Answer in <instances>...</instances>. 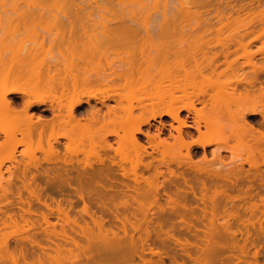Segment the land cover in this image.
<instances>
[{"label": "bare ground", "instance_id": "1", "mask_svg": "<svg viewBox=\"0 0 264 264\" xmlns=\"http://www.w3.org/2000/svg\"><path fill=\"white\" fill-rule=\"evenodd\" d=\"M12 1L16 4L13 13L0 12V175L7 163L16 164L17 172H11L5 185L0 180V264H166L163 252L151 246L152 234L164 231L163 213L184 220L183 213L191 214V207L174 195L165 198V206L146 207L140 198L152 195L158 200L160 195L161 200L165 192L161 194L158 184L143 192L138 173L155 169L159 176L165 175L167 170L160 172L154 164L155 152L161 153V165L169 170L171 184L181 177L171 167L181 170L184 183L176 184L183 187L197 182L207 187L228 180L229 175L243 171L244 163H249L250 171H259L252 162L257 155L264 158V106L256 105L264 100V63L256 61L258 55L264 57V43L257 51L252 48L264 38V28L248 31L253 21L230 26L231 15L224 16L220 6L232 7L230 2L237 0H176L179 8L171 15L166 10L171 0H166L168 6L161 19L153 20V27L149 25L153 13L161 12L133 10L157 8L151 0H99L98 12L87 11L98 0ZM52 1L57 7L41 5ZM214 2L215 17L228 19L219 27L202 18L201 9ZM35 4L41 11L31 9ZM253 4L250 0L242 7ZM192 6L197 7L195 13L190 11ZM118 7L132 11L117 12ZM255 14H260L257 20L262 23L264 7ZM190 17L196 27H184ZM255 33L260 35L245 41ZM221 34L225 35L222 39ZM206 35L213 39L203 40ZM45 43L61 58L37 57ZM113 54H123L117 58L118 65L109 60ZM112 101L115 106L110 105ZM112 137L118 148H113ZM232 139L247 145L251 154L240 165L224 170L229 165L222 152L229 149ZM84 146L101 149L99 156L101 151H113L122 155L121 161H112L110 156L97 162L74 159L85 153ZM20 147L24 149L19 153ZM129 149L133 154L125 158ZM94 151L90 154L98 153ZM37 153L47 156L43 160L55 167L43 169ZM199 154L202 164L193 162ZM19 157L28 161L21 162ZM149 157L153 160L145 163ZM127 162L132 164V173L124 166ZM206 163L208 168L220 169L208 170ZM193 191L186 194L195 195ZM80 202L83 206L78 209ZM35 203L48 213L31 221L26 215L38 214ZM150 214L157 220L149 219ZM55 215L60 225L50 221ZM41 221L46 228L42 229ZM37 227L42 231L16 237ZM148 253L158 254L159 261L146 258Z\"/></svg>", "mask_w": 264, "mask_h": 264}, {"label": "rangeland", "instance_id": "2", "mask_svg": "<svg viewBox=\"0 0 264 264\" xmlns=\"http://www.w3.org/2000/svg\"><path fill=\"white\" fill-rule=\"evenodd\" d=\"M2 1L3 0H0V3ZM253 1H254L253 6L248 5L247 7H245V9H243L241 11H232L230 8L228 9L227 13L228 14L231 13L230 14L231 19L229 20V22L231 21L232 24H230V26L234 25V27L236 28V26H238V25L241 26V24H242V26H243V25H246L247 23H249V22L251 23V21H253L252 25L249 23L251 26L248 28V31H251L254 28L256 30L257 29L262 30V28H264V21L262 23H260V19H261L260 14L259 15L255 14V12L256 13L260 12L261 9H263L264 0H253ZM156 2H157V4H156L157 8L151 7L148 9V8L133 7V10L136 12H142V10H143V12H147V11L161 12V13H159V15H155L153 13L152 18H154V19L151 20L152 23L149 22V25L151 27H153V25L155 24V21H153V20L158 21L159 19H161V14H162V12L165 11L164 8L168 6L169 2H170L169 6L166 9L167 12L169 13V15L177 12V9L179 8L176 0L168 1V3L166 0H151L152 4H155ZM165 2H166V5H164ZM248 2H250V0H239V1L237 0V2H230V3H231V5L236 6V5H242V4L247 5ZM97 4L100 5L101 2L99 0L97 2H93V5L90 6V8H88L87 11L98 12L99 9L96 7ZM213 4H214L213 6H210V7L207 6V7H204L201 9V11L203 12L202 18H206V19H208V21L209 20L212 21L213 26L219 27L221 24L226 23L228 21V19L222 17L223 20L219 21L218 20L219 18L215 17V13H216L215 9H216L217 5L215 4V2ZM41 5L42 6L47 5V6H51V7H57L56 4L53 3V1L51 3H42ZM15 7H16V4L14 3V1L6 0L5 5L3 7H0V12L6 11L8 13H13L15 11ZM31 9L36 11V12L41 11L37 4H35ZM196 9H197V7L192 6L190 8V11L195 13L194 11ZM128 10L132 11V9H130V8H123L122 9L121 7H118L115 9V11H117V12L118 11L119 12H122V11L126 12ZM220 10H222V12L225 13V10H226L225 3H223L222 6H220ZM52 11L56 12L57 9L53 8ZM253 12H254V14L252 17H251L252 14L248 15V14L253 13ZM248 16H250V18L247 19ZM108 17H110V18L112 17V19L114 18L112 15L111 16L108 15ZM259 17H260V19L257 20ZM187 19L189 21L188 22L186 21V23H183V25L186 24L184 27L191 28L192 26H194V27L197 26L195 19L193 17H190V19L189 18H187ZM234 20H236L237 23H239V24H237L236 22L233 23ZM131 25H136V24L132 23ZM206 25H208V24H202V26H206ZM260 26H262V28H260ZM48 29H49L50 33L55 32L54 28H52L51 26H49ZM42 32L46 35L49 34L48 32H45L43 30L40 33H42ZM259 33H261V32H259ZM258 35H260V34L255 33L254 35H250L249 37H247L245 39V41H249ZM212 37L213 36L206 35L203 38V40H205V41L208 39L210 40ZM223 37H225V35L221 34L220 38L222 39ZM263 43H264V38L259 39L255 43V45L253 46L252 51L259 50V48L262 46ZM45 44H48V43H45ZM45 44L43 45V48L45 50H42L43 48L42 49L38 48L42 51L38 50V52L36 53L37 57L39 56V58L42 59L43 58L42 56H44V58L46 57V59H48V60H50L52 58V56H54L56 58H61V55L58 53L57 50L53 49L51 46H49V44L48 45H45ZM50 48H52V51H51L52 53L49 51ZM113 55L112 56L110 55L109 60H110V62L114 61V63H116L115 65H118L117 58H121L123 56V54L119 55V56H115L117 54H113ZM256 61L259 64H262V63H264V57L258 55ZM202 86L203 85L199 84L198 88L204 89V87H202ZM200 89H195V90L200 91ZM192 90L193 89H191L190 91H192ZM197 91H196V93H198ZM110 105L115 106L116 104H115V102L112 101L110 103ZM256 105L259 107L264 106V100L257 102ZM100 106L101 105L99 104V107ZM125 106H128V105L125 104ZM259 120H260V118L258 119V121ZM165 121H166V119H165ZM167 122H169L168 118H167ZM153 124L158 125V122H153ZM1 140L2 139H0V141ZM110 140H111V144L113 145V148H116L118 146V144L115 142L114 137H112ZM169 142L173 143V140L169 139ZM64 143H65V141H63V144ZM227 146L229 149L223 151L222 155H223L224 162L227 163V165H229V167H224V170H227L229 168L231 169L232 167L234 168L235 165H240L242 163V160L244 161V159H247V157H248L247 154L249 153V151L246 150L247 145H244V143H242V142H241V144H238L237 141H235L233 139L228 141ZM64 147L61 148L62 154H66ZM82 148L85 150V153L81 151V154H78L77 157L73 156L74 159L78 158L81 161L89 159L88 161H90L92 158V160H91L92 162H95V160L97 162L98 160H100V158H101V160H103L104 158L110 156L112 161L120 162L121 161L120 159L122 158V155L116 156L113 151H111L109 153H104L101 151L100 156H99V152H100L99 150H101V149H99L98 146H97V148L99 150L95 149V151L93 150L94 148L91 149L89 146H84ZM23 149H24V147H20L19 153L21 151H23ZM45 149H48L47 145H45ZM90 150H92V152L94 151L95 153L97 150L98 153H96V154L91 153L90 154ZM130 151L131 150L129 149L126 151V153L128 152L127 154L123 153L124 155H127V156H124L125 158H131L133 152L132 151L130 152ZM209 151H210V149H209ZM148 152L153 153V150L151 148H148ZM199 152L201 153V150ZM82 153H84V154H82ZM97 154H98V157H97ZM249 154H251V153H249ZM36 155H37V157H39L42 160V166L41 167L43 169L55 167V165L53 163L45 162L43 160L45 157H47L44 154L37 153ZM200 155L201 154L197 155L194 158V160H193L194 163L199 164V162L202 161L201 160L202 155L201 156ZM88 157H90V158H88ZM66 158H67V156H66ZM69 158H70V156H69ZM152 158H154V164L159 169L158 171H160V172L163 171L165 173V171L167 170L165 175L163 174L164 175L163 177L167 176V174L169 173L168 172L169 170L164 165H161V162H163V161H161V159H162L161 153L155 152ZM152 158L151 157L147 158L145 160V163L152 161L153 160ZM155 158H156V160H155ZM23 160L28 161V158L19 157V161L22 162ZM253 161L254 162H252V163L258 167L260 172L259 171L256 172L255 170L250 171L251 169L249 167V163H247V164L244 163L243 171L241 173H235V174L233 173V174L229 175V179L228 180L226 179L224 181H220L222 183L220 185H219L220 182H218V183L212 182V184L211 183L207 184V187L209 190L207 189V187H204V186L202 187V184L201 183L199 184V182H197V183L194 182L195 184L193 183L194 185H192V184L190 186L188 185L189 187L184 184L185 187H183L182 185L184 183V180L182 181V179H184L183 178L184 175H183V173L180 172L181 170H178L179 168H177L176 166H173L174 168L171 167V170L174 169L173 171H175L179 177L180 176L182 177V178L180 177L178 179L179 180L178 182L181 181L182 185H180L181 183L179 185H177L178 182H176L177 184L176 183L171 184V182H169V179H170L169 176H167L168 178L166 177V179H165V178L161 177L162 176L161 174H156L155 169H151L149 171H143V170L139 171L140 173H138V174H139V176L141 175V177H142V178H140V180L142 179L141 186H142L143 192L149 191L153 187L156 188L157 184H158L157 185L158 187L160 186L159 188H160L161 194L165 192L163 194V197L161 198V200H159L160 195L157 197V199L159 201L156 200L152 195L144 197V198H140L142 204H144L146 207H149L152 205H157L158 203H159L158 205H162V206L164 205L165 206L168 203L166 201L168 196L174 195V196H176V197L173 196L175 199L178 196L177 199L178 200L180 199L179 201H181L183 203L188 202L187 205L189 206V208L191 207L190 209H191L192 213L190 211H188L187 213L190 212L191 214H193V215H191V214L188 215V214H186V212L183 213L184 214L183 218H184V220L186 219L185 221L181 217H179V219H178V217L170 218L168 213L167 214L163 213V215H161V218H162L161 219L162 220L161 221V230H164V231H161L160 235H159V233L154 232L156 235L158 234V236L152 234V239L154 240L152 242V244L154 243L155 246L152 244H151V246L153 247L154 251H156L157 249H160L159 251H161L163 253L165 251H166V253L167 252L169 253V255H166V253H164V255H162L163 253L161 254V257L164 256L163 257L164 263L166 262V264H172V263L173 264H264V189H263L264 183H262V181L264 182V180H262V179H264V164H263L264 158L261 159L257 155L256 159ZM200 164H202V162ZM16 166H17L16 164L7 163L1 169L2 175H0V180L3 182V185H5L4 181L11 178V172L12 173L17 172ZM124 166L127 169V171L132 173L131 172L132 171L131 170L132 164L130 162L124 163ZM204 166L207 167V163L204 164ZM213 168H217V166L213 165L212 167H209V168L207 167L208 170H214ZM43 169H39V171H42ZM217 169H220V167ZM178 171H179V173H178ZM182 171H184V170H182ZM34 172H36V171L33 170V173ZM34 174H37V173H34ZM157 175L158 176L161 175V176H159V178H158ZM225 181H227V182H225ZM128 182L130 184H134L132 181H128ZM162 184H163V187H162ZM223 184H225V185H223ZM42 185H45V184L41 183V186ZM169 185H171V188H169L170 187ZM172 185L173 186L175 185L173 188L174 190L172 189V187H173ZM179 186H180V190H179ZM191 186H193V188ZM190 187L193 190L195 189L196 192L191 190ZM166 188H168V189H166ZM188 188L190 189V191H188L189 190ZM171 190L174 191L175 193L171 192ZM181 190L185 191V193H183ZM192 191H193V193H195V195L194 194L191 195L189 193H188V195L186 194L187 192L192 193ZM176 193H178V194H176ZM179 193L181 196L179 195ZM182 194H184V195H182ZM185 194H186V197H185ZM52 195H53V197H55L54 194H52ZM164 195H167V196L165 197ZM193 195L196 196L197 199ZM203 195H204V197H202ZM25 196H26V198L28 197L27 193L24 194V197ZM182 196L185 198V201L183 200L184 198ZM205 196L207 197V200H206ZM189 197L192 199H189ZM60 198L61 197L57 196L56 200H61ZM198 199L200 202H198V205H197ZM48 200H47V202H48ZM192 200L193 201L197 200V201L193 202ZM164 201H166V202H164ZM202 202H204V203H202ZM81 203L82 202H80V204H78V205H80V206H78V209L82 208L81 206H83V204H81ZM191 203H193V204L191 205ZM36 204L37 203H35V205H34V207H35L34 209L37 211V213H38L37 215L29 216V214L28 215L25 214L26 217L31 221L40 219V215L42 213H48V211L44 208V206H41L39 204L36 205ZM202 204H206L205 207H206V209H209V210L206 211L204 209L205 207ZM192 206H194L195 208ZM199 206L203 209H201ZM199 208L201 210H205V211L203 212V211L199 210ZM195 209H196L197 213H196ZM16 210L19 211L18 208H16ZM193 211H195V213ZM200 212H202V214ZM203 213L205 215H203ZM161 214H162V212H161ZM187 215H188V217H186ZM199 215L204 217V218L202 219ZM57 216L58 215L53 216L50 219V221L52 223H58V225H60L62 222L59 220V218ZM148 216H149V219L154 217L155 218L154 220L155 221L157 220L156 215L150 214ZM194 216H195V218H194ZM199 217L201 220L198 219ZM164 219H166V220H164ZM181 219H182V222L183 221L185 222V224L180 221ZM170 220H172V221H170ZM173 220H175V221H173ZM196 220H198V221H196ZM179 221H180V223H179ZM187 221L191 224L192 227L190 226L189 223H186ZM171 222H176V224L171 223ZM172 224H174V225H172ZM180 224H182V225H180ZM186 224H188V226H190L191 229H189L190 227H187ZM193 225H195V226H193ZM196 227L198 228V231H197ZM43 228H46V224L42 222V229ZM42 229H41V227L40 228L37 227V228L33 229V231L30 230V231L24 232L22 234L19 233L16 237L27 236L31 233L34 234L36 232L42 231ZM60 229H61L60 226H57V230H60ZM168 230H171V231L168 233L167 232ZM39 236H42V235H39ZM160 236H161V238H160ZM171 236L173 237V239ZM177 241H179V242H177ZM182 246H186V248H184ZM180 247H181V249H180ZM172 249H173V251H172ZM181 250L183 251V254H181L182 253ZM187 250H189V252ZM176 251H177V253L179 252V255H177L178 257L176 256V254H177ZM173 252L175 253V255ZM184 252H186V253H184ZM210 252H211V254H210ZM189 253H190V256L193 254L192 255L193 257H191L193 260L190 259V256H188ZM172 254H173V257H172ZM150 255L151 254L148 253L146 258H148L149 260H153L154 262L159 261V257H158L159 255L158 254H157L158 256L157 255H155V256L151 255L150 256ZM194 256H195V258H194ZM209 256H210V263H209ZM175 257H176V260H175ZM189 259H190V261H189ZM206 260H207V263H206Z\"/></svg>", "mask_w": 264, "mask_h": 264}, {"label": "flooded vegetation", "instance_id": "3", "mask_svg": "<svg viewBox=\"0 0 264 264\" xmlns=\"http://www.w3.org/2000/svg\"><path fill=\"white\" fill-rule=\"evenodd\" d=\"M245 5V4H244ZM254 5V4H253ZM226 7V10H225V13L224 12H222V10H221V12L223 13V15L224 16H227V11H228V9L230 8L232 11H241V10H243V9H245V7H242V5H236V6H232V7H229V6H225ZM229 14H231V13H229ZM228 14V15H229ZM208 26V25H207ZM260 121V120H259Z\"/></svg>", "mask_w": 264, "mask_h": 264}]
</instances>
